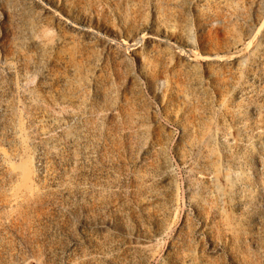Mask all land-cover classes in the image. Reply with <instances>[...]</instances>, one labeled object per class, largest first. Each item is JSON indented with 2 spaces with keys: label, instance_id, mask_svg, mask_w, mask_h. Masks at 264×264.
Masks as SVG:
<instances>
[{
  "label": "rangeland",
  "instance_id": "obj_1",
  "mask_svg": "<svg viewBox=\"0 0 264 264\" xmlns=\"http://www.w3.org/2000/svg\"><path fill=\"white\" fill-rule=\"evenodd\" d=\"M178 1L0 0V264H264V13L235 37L263 1L188 0L193 37L230 33L182 53L212 70L205 136L149 64Z\"/></svg>",
  "mask_w": 264,
  "mask_h": 264
},
{
  "label": "bare ground",
  "instance_id": "obj_2",
  "mask_svg": "<svg viewBox=\"0 0 264 264\" xmlns=\"http://www.w3.org/2000/svg\"><path fill=\"white\" fill-rule=\"evenodd\" d=\"M261 1H263V2L256 5L257 7L255 6L256 9L259 10L258 11L259 15L256 16V18H254V19L251 18L252 12H253L252 5L254 4V2H248V6H246L245 11L242 8L244 11V15L241 18V14H240V18H239L240 20L235 23V25L240 26V28L236 29L235 37L237 36V37L241 38V37H244L245 35H248L251 33V30H252L251 28H253L252 27L253 24H251V22L255 21V20H259L260 17L262 16V14L264 13V0H261ZM157 5H158V9H159L158 13L160 15L164 16V22L166 23V25H164V26L166 28L174 27L175 30H177V32L175 34H173V33H171L170 35L168 34V36L165 37L166 41L163 42L164 44H166L165 48H160L159 44L155 45V48L153 50V51H155V54L153 56H151L150 62H149L150 67H154V68H156V67H171L172 69H174L175 67L179 68L177 73H178V76H183L182 83H184L183 87L180 88L179 92H183V94H186V96L190 97L191 100L194 101L193 104L191 105L190 115L187 116L186 120L189 121L188 119L191 117L192 118L191 123H192V125H194V128L196 129L195 132H197V130L200 129V127H201L203 129V135L205 136V132H204L205 124H203L204 122L201 121L202 117H200L198 115L199 114L198 111L200 109L199 104L202 103V101H204V103L207 104V100L209 98L211 99V97H209V94L211 92L207 88L204 89L203 86H201V83L203 82L202 81L203 78L209 79L211 77L212 70H211V68H207L208 69L207 71L206 70H200L199 67H201V66H199L197 64L191 65V64H189L190 62L183 61V56H182L183 54L182 53L187 54V51H185L184 47L190 46L189 42L194 43V44L198 43V47H199L198 48L199 49L198 56L204 55L205 56L204 59H209V56H207L206 54H209L208 52H212L215 50L213 48H210L209 42L212 43L213 40H216V42H219L220 40L223 41L226 38V35H230V33L225 32V27H223V28L218 29L217 31L214 30L213 36H211L210 34H206L207 32L206 33L203 32L204 34L201 33L199 37H197V36L193 37L192 36L193 34H191L192 31H195L194 29H196V27L204 25L205 22L207 21V18H205V16L202 15V13L200 11L197 12V13H199V15H198L199 17L197 16L198 18L194 14L192 16H188L187 10H185V8L189 7L188 0H179L178 2L173 3V4H164V6L161 3H158ZM234 5H236V4H234ZM225 8H226V6H225ZM202 10H204V9H202ZM232 10H233V8H232ZM234 11H237V8H234ZM146 18H147V16H146ZM199 18H201V19H199ZM184 19H185V23H181V21H183ZM245 24L250 25L249 27H247L249 29H243L244 28L243 26ZM233 29H235V28H233ZM219 30H221V31L219 32ZM255 36H256V34H255ZM255 36L250 39V41L248 42V45L257 37V36L255 37ZM227 41H228V39H227ZM227 41H225V42H227ZM237 42H240V39L238 41H233V44H236ZM121 43H122V45L128 44L127 42H121ZM220 46L221 45H219V47ZM212 47H214V46H212ZM215 48H216V46H215ZM207 49H208V51H207ZM217 49H218V47H217ZM211 66L212 65H210L208 63L206 67H211ZM163 71L169 72L170 70L163 69ZM230 75H231V73H230ZM215 79H216V77H215ZM231 89L232 88L230 87L229 82L226 80L223 83L222 88L220 89V92L221 93H223V92L228 93L231 91ZM145 100H146V98H145ZM226 103H228V102H226ZM228 105L229 104L225 105V107ZM187 112H188V110H186V113ZM215 114H217V113H215ZM214 117H215V121L218 120L217 115ZM210 118H212V117H210ZM211 124L212 123H208L206 128L209 129ZM197 137H198V133H196V135H194V140L197 144L200 142V144H202V146L204 148H207V149L212 148L211 140H208V138H207V141H206V137H205V139L203 137H202V139L197 138ZM209 138L212 139L213 136L210 135ZM194 146H197V145H194Z\"/></svg>",
  "mask_w": 264,
  "mask_h": 264
}]
</instances>
